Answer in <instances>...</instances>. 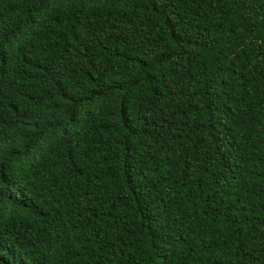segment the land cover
<instances>
[{
  "label": "trees",
  "instance_id": "16d2710c",
  "mask_svg": "<svg viewBox=\"0 0 264 264\" xmlns=\"http://www.w3.org/2000/svg\"><path fill=\"white\" fill-rule=\"evenodd\" d=\"M0 264H264V0H0Z\"/></svg>",
  "mask_w": 264,
  "mask_h": 264
}]
</instances>
